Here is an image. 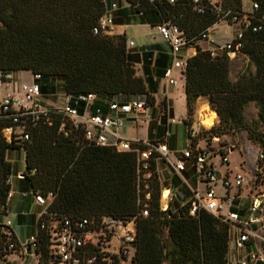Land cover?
<instances>
[{"label": "trees", "instance_id": "1", "mask_svg": "<svg viewBox=\"0 0 264 264\" xmlns=\"http://www.w3.org/2000/svg\"><path fill=\"white\" fill-rule=\"evenodd\" d=\"M129 1L139 13H157L161 22L171 21L186 34L196 49L182 73L188 114H194L200 98H207L218 113L208 124L212 127L220 118L219 125L212 127L213 134L220 137L246 130L248 140L261 150L258 168L264 172V0H248L250 8L254 3L259 8L244 31L238 54L248 59V65L235 79L227 52L212 57L208 49L200 47L202 35L222 22L212 11L195 12L191 0L175 4ZM244 1L222 0L226 8L240 13L248 12ZM106 13L105 0H0V74H40L42 93L56 91L42 81L59 77L65 81L67 97L95 93L97 106L141 97L146 108L154 107L156 100L147 81L137 75L135 66L140 59L129 52L126 36L94 34ZM250 104L257 109L253 120L246 116ZM184 123L187 127L192 124L188 119ZM11 126L8 119H0V215H7L11 191L10 149L25 152L22 182L26 189L34 195L55 194L49 215L42 218L46 228L37 232L39 264H51V228L64 218L89 219L97 227L105 218L134 220V264H229L231 226L206 211L190 215L191 200L176 209L170 204L164 210L156 159L150 161L151 176L143 179L136 153L87 141L85 130L76 129L62 114H53L51 120L37 125L26 124L23 130L29 141H20L17 124L13 140L8 142L3 131ZM259 172L255 175L260 177ZM179 183L176 178L175 186ZM144 209L148 216L143 215ZM13 238L17 240L15 235ZM2 239L0 235V242Z\"/></svg>", "mask_w": 264, "mask_h": 264}, {"label": "built area", "instance_id": "2", "mask_svg": "<svg viewBox=\"0 0 264 264\" xmlns=\"http://www.w3.org/2000/svg\"><path fill=\"white\" fill-rule=\"evenodd\" d=\"M157 1V0H150ZM175 4L179 0H166ZM193 10L199 14H206L212 11L222 22L229 25L238 24L239 29L236 37L220 47H208L212 57H217L221 53L227 52L237 57L241 48L244 31L252 23L254 11L258 9V4L254 3L250 10L245 13L226 8L222 0H191ZM113 24V15L106 13L94 28V34H106ZM157 29L162 37L168 42L172 51V64L165 70V79L169 85L176 86L178 81L173 77L174 70L178 69L183 73L186 69L187 61L181 60L180 53L190 45L186 34L171 21H164L157 25ZM210 28L202 35L203 42H210ZM259 27H254V30ZM212 41L210 42V44ZM195 48V47H194ZM231 57V56H230ZM33 81L30 84H23L20 93H9L0 98V119H8L13 126L4 129V136L8 142L13 140L14 126L19 124L21 128L19 134L20 141H29L30 136L23 129L26 124L37 125L42 120H51L53 114L66 116L76 128L85 130V139L100 146H112L121 152H134L137 155L139 172L143 179L151 176L149 172L150 161L156 159L158 164L162 161L173 176L180 181H187L184 173L188 167L193 169L197 188H191L192 204L189 214L195 216L201 211H206L220 221L238 228L239 246H255L246 259H242L240 264H264V172L260 168L254 169L261 173V176H253L249 179L243 170L234 173L229 168L228 154H221V151H214L212 147L201 146L199 141L200 127L192 123L188 127L189 146L176 156L171 150L166 135L158 141H133L122 136L118 131L123 127L122 115H132L139 125L141 115L146 113L145 100L141 97L115 100L109 106H97L99 99L95 93L80 94L67 97L64 107L51 108L42 101L40 74H32ZM4 85L3 78L0 77V88ZM168 116V110H166ZM184 122V121H183ZM180 121L174 117L167 118V125L179 124ZM62 124L61 130H64ZM111 135V139L109 138ZM146 146L141 148L140 146ZM219 158L218 163L215 162ZM242 169V168H241ZM157 171L160 176L159 166ZM263 174V175H262ZM24 173L19 177L22 179ZM161 180V176H160ZM222 182L226 189V194L218 193L217 184ZM11 184V178L8 181ZM205 184V193L201 194L200 185ZM250 189L248 193L245 190ZM164 191V189H163ZM169 192L165 202L172 204L173 199L178 196L175 189ZM233 192V193H232ZM163 195V192H162ZM13 194L10 191L8 201ZM35 201L44 206L45 210L41 214L38 229H45L46 223L43 216L49 215L48 207L54 200L55 194L50 192L47 196L35 194ZM250 200L248 216L242 215L236 206L240 198ZM172 198V200H171ZM183 205V204H182ZM169 207V206H168ZM168 207L166 209H168ZM164 209V208H163ZM164 209V210H166ZM143 215L148 216V210H143ZM261 225V227H259ZM12 221L0 215V242L1 258L7 264H26L29 256L36 257V264L40 262V255L37 252L39 242L36 234L32 235L26 242L21 243L14 240ZM52 247L50 254L51 264H134V245L136 243L137 231L134 220H119L116 218H105L100 226H94L89 219H79L71 221L64 218L55 222L51 228ZM30 247L31 255L27 253ZM18 255L20 261H13L10 256Z\"/></svg>", "mask_w": 264, "mask_h": 264}, {"label": "crops", "instance_id": "3", "mask_svg": "<svg viewBox=\"0 0 264 264\" xmlns=\"http://www.w3.org/2000/svg\"><path fill=\"white\" fill-rule=\"evenodd\" d=\"M105 2L107 3V12L113 15V24L110 26L107 34L111 36H126L129 52L133 55L138 56L140 59V61L135 66L137 68L138 75L143 77L147 81L149 92L156 100L155 106L147 108L146 113L141 115V122L146 121L148 123V121H152V124H161L164 128V134H162L160 137H154L147 129L148 137L143 141H158L169 134L167 138L168 145L171 150L175 151L176 156H180L181 152L189 146L190 142L188 137L187 145L183 148H179L177 146L176 139L179 136L180 126H184V133H186L188 136V127L183 122L187 119L185 79L182 77V73L178 69L174 70L173 73V77L178 81V85H169L164 77V71L171 66L173 57L170 45L168 44V42H166V40L162 37L157 29V25L161 23V18L157 13L154 12H147L145 14L139 13L129 0H105ZM200 47L203 49L208 48L207 46H201V43ZM186 51L188 53L187 55H183V57H186L187 60L196 54V49L194 47H186ZM183 57L181 56V59ZM53 79L54 78L44 80L42 81V84L44 86L50 85L55 87L56 84ZM23 84L30 83L23 82ZM63 88L65 90V81H63ZM20 91L21 87L13 85H3V87L0 88V98L9 93H20ZM43 103L48 106V104H46L44 101ZM207 104L209 105V103ZM49 107L61 108L58 106ZM166 110H168V116L166 114ZM169 117L178 119L180 123L167 125V118ZM122 118L124 120V124L123 127L118 131V133L130 140L141 141L138 138H135L133 134L135 130H139L141 122L139 123V125H134L133 123H130V121H127V126H125V119L131 120L133 116L122 115ZM151 136L153 137L151 138ZM109 138L111 139V135H109ZM8 160L10 161V159ZM168 170L170 171V169ZM160 176L163 186L166 181L163 180L161 171ZM184 176L186 180L189 177L194 179L196 182L194 172H192L191 169L188 168ZM22 179H20L17 189H13L11 182V192L13 196L8 201V210L5 217L12 221L9 216H16L18 226H12V228L19 242L24 243L32 235L36 234L39 218L45 210V207L35 201L34 194L31 192V190L28 191L26 189V186L22 182ZM170 183L172 185L171 188L173 190L175 189V193L179 194L178 186H175V184L173 185L172 182ZM189 186L190 190L191 188H196L192 187L190 184ZM182 198H186V194ZM25 227L28 228L30 235L26 241H22L20 231ZM238 242L239 231L237 227H234L230 231V245L228 253L229 264H240V261L242 259H246L248 257V254L253 249H255V246L251 245L240 247ZM10 259L13 261H20L18 255H12L10 256ZM26 261H28V259Z\"/></svg>", "mask_w": 264, "mask_h": 264}, {"label": "rangeland", "instance_id": "4", "mask_svg": "<svg viewBox=\"0 0 264 264\" xmlns=\"http://www.w3.org/2000/svg\"><path fill=\"white\" fill-rule=\"evenodd\" d=\"M244 5L246 9L250 10L251 4L248 0L244 1ZM238 29H239L238 24L229 25L226 22H219L210 30V38L212 43L210 44L211 41L209 43L203 41L201 42V46H207V47L211 46L212 48L223 46L227 42L233 40L236 37ZM187 53L188 52L186 51V48H184V50H182V52L180 53V58L181 56L183 57V55L185 54L187 55ZM231 59H232L231 75L232 78L235 79L237 75L248 65V59L244 56L232 57ZM181 60L187 61L186 57L185 58L183 57ZM0 77L3 78L4 80V86L13 85L17 87H22L23 82L31 83L32 81V73L29 71L11 72L5 76L0 74ZM53 80L55 81L56 84L55 86L56 91L43 93L41 95V98L46 104H48V106L64 107L66 102V94L63 88L64 80L59 77L57 78L54 77ZM207 103H209L207 98H200L196 103L195 111L192 116L188 114V109H187V119L191 123H195L196 126L200 127V136L198 143L203 147L205 146L212 147L214 151H223L224 153H227L230 161L229 162L230 170L233 171L234 173L243 170L245 174H247V178L250 179L253 176V174L255 175L254 169L259 167V162L262 159L261 150L258 148V146L253 145L248 140L246 130L228 133L220 137L215 136L213 134L214 128L212 129V127L213 126L216 127L219 125L220 123L219 116L217 121L212 127L208 123L205 124V122H207L209 119L207 120L200 119V110L203 107V105ZM176 110H177V104H176ZM214 112L217 113L216 111ZM216 115L217 114H215L214 116L216 117ZM246 116L248 120H253L257 118V109L254 106V104H250L246 108ZM127 121H130V123H133L134 125L136 124V120L133 118L131 120L125 119V123H126L125 126H127L128 123ZM147 129L148 131H150V134L153 135L154 137H160L162 134H164V128L162 127L161 124L155 125V123L152 124V121H148V123L146 121H142L139 130L138 131L135 130L133 133L135 138H138L141 141L145 140L148 137ZM153 136H151V138ZM176 139H177V146L179 148H183L187 145L188 136L186 133H184V126L179 127V136ZM7 156L8 159H10V161L13 164V175L11 176L12 186L13 189H17L19 181L21 179L19 175L25 170V152L23 149H10L7 153ZM218 161L219 158L215 160L216 163H218ZM158 166H159V170L161 171L163 180L166 181L165 183L163 182L164 194L162 195V199H161L162 207L166 209L169 206V205L167 206V202H165L166 198L169 195V192L167 190L168 188L172 189L171 188L172 185L170 182H172V184L174 185V180L176 179V177L173 176V174L167 169L166 165L162 161L158 162ZM188 168L191 169V171L193 172V169L191 167ZM189 184L192 187H196V188L198 187V184L192 178L188 177L186 182L180 181L178 185V192H179L178 197L173 199L172 201V205L174 209L179 208V206H181L182 204L186 203L187 201H190L191 190ZM200 186H201L200 187L201 194H204L206 189L205 184L202 183ZM217 188L219 194L221 195L226 194V189L222 186L221 181L217 184ZM249 189L250 186L248 187V189L245 190V193H248ZM185 194H186V198H182L184 197ZM236 206L239 208V211L241 212L242 215L248 216V210L250 208V200L248 198L245 197L240 198ZM9 217L12 219L13 227L18 226L16 216L11 215ZM259 227H261V225H259ZM29 235L30 232L27 227H25L20 231V236L22 237L21 238L22 241H26L29 238ZM27 259L28 261L25 260L26 264H36L37 262L35 256H29ZM0 264H7V263L0 261Z\"/></svg>", "mask_w": 264, "mask_h": 264}, {"label": "bare ground", "instance_id": "5", "mask_svg": "<svg viewBox=\"0 0 264 264\" xmlns=\"http://www.w3.org/2000/svg\"><path fill=\"white\" fill-rule=\"evenodd\" d=\"M216 113L214 111H212L209 107V105L205 104L203 105V107L201 108L200 110V119H204V120H207L209 119L206 123H208L211 119H213L215 116ZM212 117V118H211ZM211 118V119H210ZM215 124V123H214ZM213 124V125H214ZM211 128V127H210Z\"/></svg>", "mask_w": 264, "mask_h": 264}, {"label": "water", "instance_id": "6", "mask_svg": "<svg viewBox=\"0 0 264 264\" xmlns=\"http://www.w3.org/2000/svg\"><path fill=\"white\" fill-rule=\"evenodd\" d=\"M230 56H231V58H232V57H234V54L231 53ZM216 114L218 115V113H216ZM23 177H24V175H23ZM27 253H28L29 255H31L30 247H27Z\"/></svg>", "mask_w": 264, "mask_h": 264}]
</instances>
